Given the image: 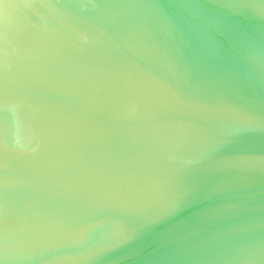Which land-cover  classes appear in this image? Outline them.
Returning a JSON list of instances; mask_svg holds the SVG:
<instances>
[{
	"label": "water",
	"instance_id": "obj_1",
	"mask_svg": "<svg viewBox=\"0 0 264 264\" xmlns=\"http://www.w3.org/2000/svg\"><path fill=\"white\" fill-rule=\"evenodd\" d=\"M236 4L0 0V264H264V2Z\"/></svg>",
	"mask_w": 264,
	"mask_h": 264
},
{
	"label": "clouds",
	"instance_id": "obj_2",
	"mask_svg": "<svg viewBox=\"0 0 264 264\" xmlns=\"http://www.w3.org/2000/svg\"><path fill=\"white\" fill-rule=\"evenodd\" d=\"M261 2H264V0H261ZM251 3V0H237L236 6L239 8H244L249 6ZM260 15L264 16V12H261ZM136 234L135 232H132L128 235L126 240L124 241L125 243H132L136 239Z\"/></svg>",
	"mask_w": 264,
	"mask_h": 264
}]
</instances>
